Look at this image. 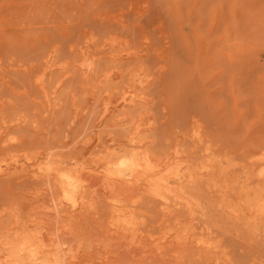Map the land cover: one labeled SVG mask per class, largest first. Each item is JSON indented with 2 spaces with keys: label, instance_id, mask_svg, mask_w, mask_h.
<instances>
[{
  "label": "rangeland",
  "instance_id": "obj_1",
  "mask_svg": "<svg viewBox=\"0 0 264 264\" xmlns=\"http://www.w3.org/2000/svg\"><path fill=\"white\" fill-rule=\"evenodd\" d=\"M89 72L94 82L111 73L94 101L96 94L86 86ZM133 77L149 81L148 106L153 98L155 107L148 109L153 110L158 133L153 136L167 140L174 131L189 127L196 116L221 150L235 151L238 159L248 160L245 149L264 145V0H0V161L16 156L24 161L33 149L64 142L77 129L84 128L82 138L85 129L92 139V130L102 134L105 129L106 136L113 119L98 123L104 109L102 96L120 94ZM43 187V179L28 177L21 169L0 176V211L15 203L25 214L29 203L24 198ZM27 191L31 194H24ZM141 209L140 220L148 227L161 217L158 205L149 198ZM8 215L0 219L4 226L14 222V215ZM222 219L212 218L222 221L219 258L206 259L204 252L190 248L177 262L264 264V243L249 239L239 225L229 230ZM48 220L53 232L45 234L53 239L56 229ZM93 234L82 238L85 243L79 234L68 236L78 257L72 259H77L74 264H88L91 252L99 255L106 237L117 245L116 239L101 232L102 239L95 233L96 243L92 242ZM3 237L0 229V241ZM93 243L95 250L90 248ZM125 245L126 251L134 246ZM121 247L123 263L133 261L140 251L138 256L143 254L146 261L149 257L150 263L160 252L136 248L126 252ZM173 257L171 262L170 258L160 262L163 257L157 261L174 264L177 257L172 262Z\"/></svg>",
  "mask_w": 264,
  "mask_h": 264
},
{
  "label": "bare ground",
  "instance_id": "obj_2",
  "mask_svg": "<svg viewBox=\"0 0 264 264\" xmlns=\"http://www.w3.org/2000/svg\"><path fill=\"white\" fill-rule=\"evenodd\" d=\"M86 76V86L96 94L92 97L94 101L101 96L102 85L111 73L97 82L92 81L91 72ZM148 83L133 77L129 87L120 94L102 96L104 109L98 123L103 125L113 119L109 126L120 130H110L108 126V136L104 134L105 129L102 134L92 130V139L85 129L83 138L89 140L82 141L84 128L79 132L77 129L64 142L33 149L24 161L18 156L0 161V176H9L21 169L28 177L45 182V187L32 190L33 196L31 191L24 192L31 194L24 198L29 203L25 214L20 212L21 205L13 201L15 205L0 211V219L8 212L14 215L12 225L4 226L0 222L4 233L0 241V264H74L77 259L74 262L72 259L78 257L72 253L73 240L68 236L79 234L81 239L87 236L88 239L93 232L92 242L101 232L110 240L116 239L118 247L107 242V237L103 246V238V249L97 246L101 253L88 254V264H154L162 257L163 263L172 256V262L176 256L174 264H179L181 259L177 262L178 259L190 248L204 252L206 259L219 258L223 252V233L222 221H212L216 216L220 219L224 216L227 222L223 224L229 225V230L239 225L249 234V239L264 243V145L245 149L248 160H240L235 151L221 150L196 116H192L189 127L182 132L176 130L170 138L167 135V140L160 141L152 135L157 133L155 115L151 113L155 103L150 97L153 104L148 109ZM40 84L44 89L43 78ZM104 125L100 128L106 127L107 122ZM157 140L165 146L161 147ZM186 142L191 144L187 147ZM145 198L155 201L161 214L150 227L140 220ZM42 199L48 202L44 200L43 205ZM49 218L56 229L53 239L47 235L51 242L45 234L52 229ZM101 237L98 236L100 240ZM126 243L128 247L134 245L133 248L144 250L143 253L152 249V252L160 251L159 257L163 255L160 259L158 252L154 253L156 259L153 256L152 260L151 253L148 263L149 255L146 254V261L141 257L143 254L138 256L141 254L138 251L135 262L134 256L133 261L127 259L123 263L119 251L121 246L124 250Z\"/></svg>",
  "mask_w": 264,
  "mask_h": 264
}]
</instances>
